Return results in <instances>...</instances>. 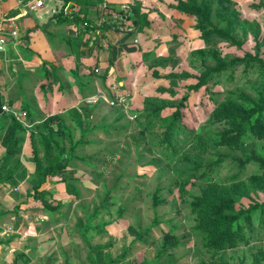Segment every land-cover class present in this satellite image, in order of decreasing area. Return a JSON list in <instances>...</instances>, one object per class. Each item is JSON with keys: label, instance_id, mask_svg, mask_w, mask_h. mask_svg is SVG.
Masks as SVG:
<instances>
[{"label": "rangeland", "instance_id": "374dc122", "mask_svg": "<svg viewBox=\"0 0 264 264\" xmlns=\"http://www.w3.org/2000/svg\"><path fill=\"white\" fill-rule=\"evenodd\" d=\"M177 1L143 0L134 7L147 13L149 26H131L146 52L137 65L134 59L130 61L136 70L125 85L130 92L127 106L113 102L105 90L98 91L82 102L80 116L53 120L54 134L43 127L47 119L37 129L23 130L19 137L22 143H31L34 157L41 161L49 150L45 140L50 142L52 156L57 154L54 142L66 150L74 147L76 158L65 171L73 179L70 188L61 194L42 192L55 208L48 223L59 222L70 236V245L63 248L66 264H72L71 255L73 264L150 263L165 244L158 264H264V138L249 136L236 145H220L219 134L227 125L213 116L219 104L240 93L264 97V0H225L238 14L230 32L236 43L216 35L205 42L195 18L174 9ZM100 43L90 47L88 42L86 49L99 54ZM210 51L229 59L250 53L263 64L240 65L189 93L182 109L185 135L180 133L176 139L183 142L170 157H164L158 145L163 125L185 88L196 82L182 75L198 76L203 58L213 66ZM106 89L115 92L118 86ZM155 104L164 109L151 120L145 112ZM11 123L12 119L0 116V183L7 182L20 165L22 147L6 155L4 138ZM245 157L250 158L248 162ZM58 178L46 177L40 184ZM39 185L32 193L42 189ZM32 193L27 195V205L34 204ZM222 197L236 208L259 205L251 211L255 233L238 246L207 251L191 233L197 218L191 204L196 199L206 202ZM87 219L93 227L86 238L92 245H102L90 262L80 232ZM154 220L156 225L150 227ZM138 235L141 240L136 239Z\"/></svg>", "mask_w": 264, "mask_h": 264}, {"label": "crops", "instance_id": "0c3cea01", "mask_svg": "<svg viewBox=\"0 0 264 264\" xmlns=\"http://www.w3.org/2000/svg\"><path fill=\"white\" fill-rule=\"evenodd\" d=\"M132 1L71 0L74 12L69 17L39 20L15 0H0V38L5 42L0 50V98L2 106L27 113L24 131L37 129L47 119L80 116L82 102L98 91L105 90L110 98L130 93L125 85L136 70L130 61L137 65L146 51L135 33L115 31L109 21L110 13L132 9ZM97 41L103 47L99 54L86 49L88 42L94 47ZM111 85L118 91L106 89ZM0 116L13 118L2 111ZM31 146L21 142L19 168L0 183V264H66L63 248L71 243L67 230L59 222L48 223L53 212H47L40 201L27 205V195L46 178L35 171ZM40 186V191L36 189L40 193L67 191L64 184ZM92 254L88 248L89 262ZM70 260L73 264L72 255Z\"/></svg>", "mask_w": 264, "mask_h": 264}, {"label": "trees", "instance_id": "16d2710c", "mask_svg": "<svg viewBox=\"0 0 264 264\" xmlns=\"http://www.w3.org/2000/svg\"><path fill=\"white\" fill-rule=\"evenodd\" d=\"M224 3L225 0H179L175 4L174 9L179 13L191 15L195 18L197 22L196 28L200 31L201 37L205 42L209 43L214 39V35H216L224 41L236 43L230 32L233 29L234 22L238 19V14L233 10L231 11ZM138 4V1L133 0L131 3L132 9L125 8L112 14L110 13L111 19L109 22L111 23V27L118 32H131V26L135 27L138 24L148 27L149 21L147 15L141 14L134 8ZM129 21L131 25L127 23ZM85 24L88 25V22ZM208 54L210 59L215 63L213 66L206 65L205 58H203L201 72L198 76L182 75L184 78L194 77L196 82L185 88V92H183L182 97L176 104L175 110L168 116L167 122L163 125L164 131L160 135L158 145L161 147L164 157H170L179 148L178 143L183 142L182 139L176 142V139L180 133L185 135L183 133L182 109L188 99L187 95L189 93L198 91L209 81L220 78L226 72L240 65H248L252 62H262L261 64H263L262 59L250 53H244L242 56H234L230 59L220 56L215 51H210ZM1 106L0 98V113ZM162 109H164L163 105L155 104L152 111L149 110L145 114L147 113V117L151 120L156 119L159 117ZM213 116L218 121H225L227 125V128L219 134L220 140L218 144L220 145H236L249 136H254L258 139L264 138L263 96L252 98L240 93L237 98L228 99L219 104L214 110ZM11 119L12 123L9 124L4 138V143L8 147L6 152L8 156L13 155L14 149L16 151V149L21 148L19 137L23 131L22 125L14 120V118ZM53 120L55 119H49L43 124L44 128L48 127L50 135L54 134L53 128H50V123ZM45 143L48 145L47 149L51 150L50 142L45 140ZM54 145L57 150L55 156L50 155L49 150L45 155V161H41L35 155V171L45 177L59 176L57 180H52L51 183L55 185L64 184L69 189L73 179L71 178L72 176H65V171L70 160L76 158L74 147L66 150L63 147H58V143L56 142H54ZM249 159V157H245L246 162ZM238 160L242 161L241 159ZM87 161L89 162V159ZM219 162L220 160L217 159L215 163L218 164ZM33 199L40 201L47 212L55 210L54 206L48 202L42 193L37 192L36 189ZM156 204V199H154V205ZM258 206L256 204L246 209L236 208L233 201L224 200L223 197L210 199L206 202L196 199L191 204L193 212L197 214L195 224L191 228V233L197 241L203 243L207 251H218L238 246L254 236L255 229L253 228L254 225L251 224V211ZM106 225L109 224H101L99 227ZM155 225L156 222L154 220L150 227H154ZM88 229H90V224H87V227L83 230V239L89 248V252L93 253L96 249L101 248L102 245L92 246L89 244L85 236ZM136 239L141 240V236L138 235ZM166 249L167 246L165 244L157 251L152 262L142 264H158L160 256ZM127 250L122 253L119 259L124 258Z\"/></svg>", "mask_w": 264, "mask_h": 264}, {"label": "built area", "instance_id": "2783aa9c", "mask_svg": "<svg viewBox=\"0 0 264 264\" xmlns=\"http://www.w3.org/2000/svg\"><path fill=\"white\" fill-rule=\"evenodd\" d=\"M19 6L24 7L28 13L36 16L39 20L43 18H66L69 17L73 12V4L71 0H15ZM105 2V0H104ZM106 4H103V8ZM13 38L16 37V33H12ZM5 46L4 40L0 38V50H3ZM130 96L128 94H117L113 98V102L118 105L127 106ZM2 113L11 115L16 121L22 126H28L27 113L22 110L14 109L8 105L1 107Z\"/></svg>", "mask_w": 264, "mask_h": 264}]
</instances>
